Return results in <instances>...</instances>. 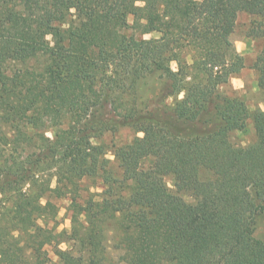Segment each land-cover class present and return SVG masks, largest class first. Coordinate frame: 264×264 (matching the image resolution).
<instances>
[{
  "label": "trees",
  "instance_id": "obj_1",
  "mask_svg": "<svg viewBox=\"0 0 264 264\" xmlns=\"http://www.w3.org/2000/svg\"><path fill=\"white\" fill-rule=\"evenodd\" d=\"M143 3L0 0V264H50L47 246L59 264H264V111L222 90L249 67L264 102V0ZM123 128L136 136L108 146Z\"/></svg>",
  "mask_w": 264,
  "mask_h": 264
},
{
  "label": "rangeland",
  "instance_id": "obj_2",
  "mask_svg": "<svg viewBox=\"0 0 264 264\" xmlns=\"http://www.w3.org/2000/svg\"><path fill=\"white\" fill-rule=\"evenodd\" d=\"M252 20L254 19L245 13H242L239 15L237 19V25H236L235 31L231 37L236 48L240 46L239 43H243V46L246 44L247 47L251 48V50L258 51L259 47H258V43L256 42V40L247 38V34H248L247 32L249 30L250 23L252 22ZM262 21H264V19ZM154 36L155 34H152L151 38ZM245 57L248 59V64H250L253 60L251 56L246 55ZM244 71L246 73L247 81L245 82V85L241 90L235 89L234 86L231 84V81L233 78L231 79L230 84L227 87L223 88L222 90L225 93H230L233 90L236 91L237 94L245 100L248 108L251 111H254L256 109H261L260 105L264 104V102H263V99H262V96H261V93L259 91L258 84L256 81V78H257L256 73L253 74L252 69L249 67L244 69ZM257 88L258 90H254ZM135 136L136 134L134 133L133 130H131L130 128H123L114 135L106 136L105 142L108 144V146H111V144H114V143L117 145H121V144L131 141ZM254 139H255V131H254L252 119H250L248 122V128L246 132L237 131V132L231 133V140L233 144L236 146H247L252 141H254ZM110 154L113 155L112 152L109 151L107 157ZM110 160L114 161L113 159H110ZM167 182L168 183L171 182L173 184L171 178H168ZM88 187L91 190V192H94V193H100L101 192L100 190H103L104 188L103 184L100 181H97L95 187L90 186V184L88 185ZM184 196H187V195H184ZM189 198L190 199L186 201L192 202L193 201L192 198L191 197ZM70 202H71L70 199H67V198L57 201L59 212H58L57 218L54 221H49L48 223L49 228L55 227L57 232H61L64 230L68 232L70 231L71 216H72V212L69 210ZM61 212H63L64 214L61 215ZM255 236L256 238L264 241V214L260 216L258 219V223L256 225ZM64 243H67L69 245L68 249L71 248L68 242H64ZM45 249L49 252V257L52 261L50 264H59L58 260L55 259L57 256L54 254L53 247L47 246ZM113 255L116 256V253H114Z\"/></svg>",
  "mask_w": 264,
  "mask_h": 264
},
{
  "label": "clouds",
  "instance_id": "obj_3",
  "mask_svg": "<svg viewBox=\"0 0 264 264\" xmlns=\"http://www.w3.org/2000/svg\"><path fill=\"white\" fill-rule=\"evenodd\" d=\"M136 6H138V7H142V6H144L143 0H136ZM72 11L75 12V9H72ZM128 23H129V24L133 23V19H132L131 17H129V19H128ZM64 27H68V25H65ZM52 38H53V37H52L51 34H49L48 36H46V39L49 40V41H51ZM143 38H144L145 40L151 39V35H147V34H146ZM241 49H243V45H241ZM170 67H171L172 71H174V72L179 71V67H178V65H177V63H176L175 61L171 62ZM189 79H190V77H189ZM235 84H236V88L239 89V88L241 87V81H240L239 79H235ZM254 90H258V88H257V89H254ZM186 94H187L186 91H181V92L179 93L178 98H179L180 100H183V99L185 98ZM172 100H173V97L170 96V97L167 99L166 103H167V102H171ZM173 106H174V105H173ZM260 107H261V110L264 111V104H261ZM45 135H46L49 139H54V133H53L52 131L46 132ZM145 135H146V134H145L144 132H138V133H137V136H138V138H140V139H143V138L145 137ZM91 143H92L94 146H98V141H96L95 139H92ZM107 158H109V159H113V160H114V159H115V156H113V155L110 154ZM55 186H56L55 183H53L52 187H55ZM167 186H168L169 188H173V187H174V185H173L171 182H169ZM100 191H102V190H100ZM184 199H185V200H189L190 198L187 197V196H184ZM41 203H42V204H46V201L42 200ZM63 214H64V213L61 212V215H63ZM14 235H18V233H14ZM68 248H69V245H68L67 243L62 242V243L60 244V249H61V250H63V251H67ZM55 259L58 260L59 258L56 257Z\"/></svg>",
  "mask_w": 264,
  "mask_h": 264
},
{
  "label": "crops",
  "instance_id": "obj_4",
  "mask_svg": "<svg viewBox=\"0 0 264 264\" xmlns=\"http://www.w3.org/2000/svg\"><path fill=\"white\" fill-rule=\"evenodd\" d=\"M239 44H240V46H238L236 49L240 54L245 55V56L250 55L252 59L256 58V55H257L256 50H251V48L247 47L246 44L243 46V49H241V45H243V43H239ZM252 72H253V74L255 73L253 70H252ZM235 79H239L241 81V87L239 89L236 88ZM246 81H247L246 73L243 70L242 75L239 77L233 78L231 81V84L234 86L235 89L241 90L244 87ZM256 81H257V78H256Z\"/></svg>",
  "mask_w": 264,
  "mask_h": 264
}]
</instances>
